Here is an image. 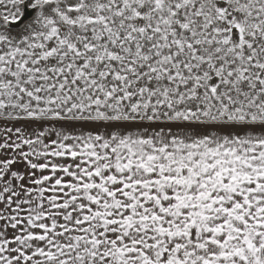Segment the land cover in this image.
I'll return each instance as SVG.
<instances>
[{
  "label": "snow or ice",
  "instance_id": "1",
  "mask_svg": "<svg viewBox=\"0 0 264 264\" xmlns=\"http://www.w3.org/2000/svg\"><path fill=\"white\" fill-rule=\"evenodd\" d=\"M0 264H264V0H0Z\"/></svg>",
  "mask_w": 264,
  "mask_h": 264
}]
</instances>
